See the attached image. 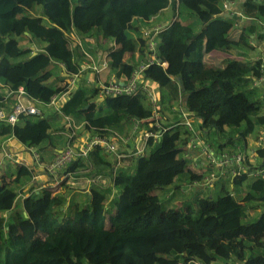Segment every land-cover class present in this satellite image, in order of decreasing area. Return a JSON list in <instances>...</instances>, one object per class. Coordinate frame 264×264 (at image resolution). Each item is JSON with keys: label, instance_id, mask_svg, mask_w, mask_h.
<instances>
[{"label": "trees", "instance_id": "trees-1", "mask_svg": "<svg viewBox=\"0 0 264 264\" xmlns=\"http://www.w3.org/2000/svg\"><path fill=\"white\" fill-rule=\"evenodd\" d=\"M227 1L252 20L242 28L237 40L229 37L233 21L214 31L203 28L195 32L177 18L159 33L160 63L150 64L143 72L159 84L168 108L183 99L194 123L196 119L201 121L197 130L203 142L223 152H236L249 147L246 136L264 124V101L238 85L243 80L250 82L249 75L261 76L263 63L261 59L250 63L229 58L224 66H218L206 62L205 55L232 47L253 49L252 36L264 38V29H259L264 0ZM169 6L174 10L188 8L204 24L225 8L224 0H0V108L14 110L17 96L12 89L23 87L25 95L38 98L42 102L39 106L45 109L53 95L68 87H54L51 81L54 75L61 81L66 79L62 72L65 67L70 77L82 74L83 78L61 110L85 118L93 134H103L97 127L122 130L132 117H150L151 108L143 94L97 101L99 88L83 85L91 70L83 69V60L93 65L83 52L92 54L95 46L90 39L94 31L101 32L119 46L109 53L108 68L118 78L130 77L139 63L125 61V55L138 52L140 58H145L151 38V34L136 38L131 31L139 32L140 21L151 19ZM26 33L45 43L34 55L20 43ZM72 35L81 45L73 47L69 39ZM13 59L20 60L12 62ZM162 62L168 65L164 67ZM26 117L15 125L0 119V151L10 137L36 146L51 138L49 118L23 119ZM227 127L239 129V134L224 141L230 150L222 143L214 145L207 140L211 133L220 140ZM191 137L192 131L177 125L162 135L148 155L119 167L115 176L108 156L98 150L91 152L94 165L109 166L110 173L104 174L109 183H92L86 198L75 197L74 203H70L69 195L53 194L48 189L34 191V181L28 186L31 193L22 200L23 185L31 179V173L16 165L11 181H0V232L5 233L0 241V264H216L218 259L224 264H236L235 255L239 264H264V210L255 219L246 220V199L244 203L236 199L224 183L216 197L207 193L197 198L196 192L193 201L170 205L173 195L168 197L172 194L169 190L179 177L188 175L189 189H193L205 176L188 167V156L194 151L185 148ZM263 156L259 150L257 166L264 165L260 161ZM79 167L86 170L88 164L80 160L66 169L74 177L99 174L94 168L75 174ZM247 179V175L238 176L230 178L229 183L235 186ZM63 186L68 193L76 192L65 183ZM250 190V194L264 193V177L254 179ZM258 201L264 206V196ZM65 204L69 206L68 216L57 219ZM44 219L52 230L41 238L38 232ZM238 248H249L251 255L245 257Z\"/></svg>", "mask_w": 264, "mask_h": 264}, {"label": "built area", "instance_id": "built-area-1", "mask_svg": "<svg viewBox=\"0 0 264 264\" xmlns=\"http://www.w3.org/2000/svg\"><path fill=\"white\" fill-rule=\"evenodd\" d=\"M73 47L81 42L75 35L70 38ZM149 50L155 51L156 42L153 38L148 41ZM88 57L91 56L89 53L83 52ZM92 60V59H91ZM93 63L95 61H92ZM152 63H160V60L151 53L148 59L141 65L135 68L134 72L130 77L124 78H113L98 84L99 88L98 97L105 98L109 96L117 97L120 95L136 96L143 94L146 96L148 105L151 108V116L146 118L132 117V122L129 123L127 132L126 129H108L103 127L99 128L103 134L96 132L92 133L87 127L90 124L87 121L77 123L71 115L64 114L61 109L64 103L68 100L70 92L79 86L82 82L80 80L83 75L73 74L71 79L64 85H68L65 91L59 94H55L50 99V104L47 107H51L56 112L60 113L66 120L64 132L67 140L63 150L56 156L55 160L49 164L43 166V171L47 177L51 180L62 175L58 182L67 184L70 187H77L78 180L81 179L86 187L90 188L92 183L107 185L109 182L107 176L104 174L97 175H80V177H74L66 167L71 166L75 161L79 159H86L89 157L92 151H101L108 156L110 163H112L113 174L116 175V171L119 167H124L131 163L137 157H144L149 154L152 147H155L160 141L162 135L177 125L185 126L192 131V137L189 141V150L194 151V155L188 156V152L185 156L191 158L189 169L191 168L194 173L205 175L207 183H214L217 180H223L225 178H235L238 176L247 175L254 179L264 177V165H258L255 163L257 160L258 151L264 152V128L258 134L254 144L249 147L239 148L236 152H223L217 151V149L209 143L203 142L201 139L200 132L194 126V117L186 109L183 99L170 106L172 110L178 111V122L174 121L165 122V118H160L166 109L167 102H164V97L161 92L160 86L154 80L146 78L144 76V69ZM166 65V63H162ZM106 66L107 63L103 62ZM95 70H100L96 65L91 66ZM264 82V63L262 64V74L259 77L254 76V86H259ZM17 96V105L14 110L0 108V119H4L11 125H15L19 122L23 116H43V108L39 106L42 102L36 98H30L25 95V90L20 87L18 90H13ZM7 99V97H5ZM264 101V93L259 97ZM168 108V109H170ZM264 115V106L263 111ZM104 131H106L104 133ZM107 134V132H109ZM151 141V142H150ZM25 149L31 154L33 163L40 160V155L33 150V147L26 146ZM1 152L3 157L13 160L14 162H25L27 161L21 156L19 151L14 152L13 145L6 142L2 145ZM264 163L263 159H260ZM198 165V166H197ZM201 165L202 167H199ZM204 166V168H203ZM93 167L92 163H88V168L79 167L75 169V174L78 172L87 173L91 171ZM207 171V173H206ZM62 184V185H63ZM44 188L45 184L38 183L36 188ZM35 188V189H36ZM52 187L48 189L52 190Z\"/></svg>", "mask_w": 264, "mask_h": 264}, {"label": "crops", "instance_id": "crops-1", "mask_svg": "<svg viewBox=\"0 0 264 264\" xmlns=\"http://www.w3.org/2000/svg\"><path fill=\"white\" fill-rule=\"evenodd\" d=\"M224 7H225L224 8V12L221 15H217V16H215L213 18V20L215 19L213 24L210 25L208 23H205V24L203 23L202 27L198 26L196 29L192 27L193 30L195 32H199L203 28H207V29H211V30L214 31L216 28H218V27H220L222 25L228 24L230 21L234 20L233 21L234 22V27H233L232 30L233 31H238L239 35H240L241 30L244 27V25L242 26V22H244V21H252V20H249V18L243 16L241 14L240 10H239V7L236 4H233L230 1L224 0ZM37 8L40 10L39 7H37ZM177 9H178V7L176 8V10ZM35 14L39 15L40 12L37 11ZM177 18H179L182 22H184L186 24L187 21H186V19H183V15L180 18V16H177L176 13L174 14V9L171 6H169V7L165 8L164 10H162L157 15L153 16L151 19L140 21V30H139V32L136 33L134 31H131V34L134 37H136V38H138V36L142 37V38H146L147 34H151L150 35L151 38H153V39L155 38L154 40H156V43H157V41L159 43V40H160L159 39V33H160V31L162 29H164L165 27H167L168 25H170ZM191 24H193V23H191ZM259 24H262V20L259 21ZM25 35L26 36L24 38L31 39V42L28 45H24V48L25 49L26 48H30L31 51H32L31 55H34V54L38 53L40 50H42V47L44 46L45 43L41 42L39 39L38 40L32 39L31 35L29 33H26ZM252 38H253V36H252ZM90 41L92 42V45L95 46L94 47V51H93L94 53L91 52L92 53L91 55L95 59L94 60L95 62L93 64L96 65L100 70L97 71V70L93 69L91 67L92 65L89 66V67L83 68L84 70L88 68V69H91L93 71L92 77L87 75L86 79H90L94 83L95 87H97L98 84L103 82L101 80V77H100V75H101V73L103 71L112 72L111 76L107 80H110V79H113V78L118 79V77L115 75V72L113 70H111L110 68H108V55H109V53L112 50H117L119 48V46L116 44L115 40L106 39V38L103 37L101 32L98 33L97 31H94V34H93L92 38L90 39ZM25 42L26 41L24 39L20 43L22 44V43H25ZM257 43H258V47L257 48H259V50L261 51V55H260V57H257L256 59H261L262 63H264V38L261 39V40L258 39ZM146 51H148V50L146 49ZM213 52H214L213 55H220V54H216L217 52L218 53H223L222 50H215ZM136 56L139 57V60H138V57H136ZM144 57H145V55H144ZM246 57H247V55H241L240 54L238 56H234V57H231V58H236V59H240V60H246ZM25 58H27V56ZM143 59H145V58H143ZM19 60L20 59H17V60L13 59V61L12 60L11 61L12 62H18ZM137 60L139 61V65H141L143 63V61H144V60L142 61V58H140V56H139V54L137 52L134 53V54L127 53L125 55V61H127V62H130V63L132 62V63L135 64ZM103 62H106L107 65L104 66ZM209 63H214V62H209ZM214 64L218 65V66H224L225 63L224 64H216V63H214ZM50 68H52L53 71H56V68L54 67V65H51ZM91 70H89V71H91ZM89 71H87V72H89ZM63 76H67L68 77L66 79L64 78V81H62V83L65 84L71 77L69 75L65 74L64 72H63ZM248 77L250 78V82H251L250 89L252 90V92L254 91L252 94H254L256 97H261L260 94L263 95V93H264V82L259 84V86H254V76L249 75ZM86 79L83 81L84 85H86L88 87H93V84H89L88 85V83H86ZM51 81L53 82V84L57 83V85H54V87L62 85V83H60L61 80H59L56 77V75H54L52 77ZM101 100L102 99H100L99 97L97 98V101H101ZM261 113H262V111H261ZM48 116L50 117V120H51V123H52V127H57L58 128V131H53V135L52 136L59 138L58 141L62 142V145H57L55 143V139H52V142L49 144L48 152L46 151V154L42 153V151L39 150L38 147H35V148L40 152V154L43 157V160H45V162L50 163V162H52V160L55 157L56 153H58V152H60L62 150V147L64 145L65 137L62 134V132L64 131L63 125H64L65 121H64V119L61 118V115L55 113L52 110H46L45 117L48 118ZM72 116H73V118L75 119V121L77 123H81L82 120L84 119V118H81V116L80 117H76L74 115H72ZM200 124H196V120H195L194 126H195L196 129H200ZM127 125H129V123H126L125 125L123 124V127H121V128L124 129ZM259 126H261V125L259 124ZM262 128H264V124H262ZM257 137H258V135L255 137V139ZM5 142H8L9 144L13 145L15 150L21 152V156L24 157V159L27 161V163H29V164L32 163L31 154L28 151H24L25 145L21 144L17 139H15L13 137H10ZM222 144L225 145V149L227 147H229V145H227L226 142L222 143ZM250 145L251 144H249V146ZM185 150H187V148H185ZM84 162L93 164L92 159L90 157L85 159ZM8 166H9V168H7ZM25 167L30 171V173H31V179L30 180L34 181L36 186L38 185V183L40 181H42L45 178V174L42 172L41 169L38 170L37 167L31 166V165L30 166H25ZM199 167H202V166L199 165ZM15 168H16V164L5 163L3 165V167L0 169V173L3 174V175H0V177L4 176V174L6 173L7 170L11 171V170H14ZM92 168H94V171L98 172L99 174L108 175L110 173V168H109V166L106 163H97L95 165L93 164ZM203 168H204V166H203ZM228 178H230V177H228ZM228 178L223 179L222 182L227 181ZM248 178L251 179L252 177H248ZM11 179H12V177H11ZM30 180L28 182H25V184L23 185V187L25 188V192L21 193V195H25V194L28 193V186H30V182H31ZM47 180L48 179H46V181L43 182V183H47ZM252 180H254V178H252ZM225 183H227V182H225ZM209 184L213 185V183H207L206 182V177H204L203 182L201 184H197V186H196V189L198 190V193L200 194V193H202V191H204L206 193L208 190L206 189L205 186H207ZM229 184H231L232 187H234L233 183H229ZM221 187H222V185H221ZM225 188H226V185H225ZM213 189H214V187L211 186V189L209 191L212 193ZM59 194L68 195V192H66V193L65 192H60ZM200 196H202V195H198L197 194V198H200ZM68 197H70V196H68ZM76 197H82V195L76 196ZM242 197L243 198H241L240 201L242 203H244L245 198H244V196H242ZM39 233L40 232H38V234ZM47 235H48L47 233L43 232L42 235H40V236H42V238H45ZM219 260H221V259H218L215 263H218Z\"/></svg>", "mask_w": 264, "mask_h": 264}, {"label": "rangeland", "instance_id": "rangeland-1", "mask_svg": "<svg viewBox=\"0 0 264 264\" xmlns=\"http://www.w3.org/2000/svg\"><path fill=\"white\" fill-rule=\"evenodd\" d=\"M175 13L177 16H180V18L183 15V19H186V21H187L186 24L195 28V29L198 26L202 27V25H203V23L194 14H192V12L188 8H186L184 6H181L177 10H174V14ZM214 20L212 19L208 24H210V25L213 24ZM261 20L264 22V17L261 18ZM191 23H193V24H191ZM243 25L248 26V21L242 22V26ZM259 29H264V25L259 24ZM239 36L240 35H239L238 31L231 30V32L229 34V37L232 40H237L239 38ZM24 39L26 42L22 43L23 46L28 45L31 42V39H29V38H21V41H23ZM258 39L259 38H257V36H256L250 40V44H252L254 46L253 49H246L245 47H232V48H229L228 50L223 51V53H218V52L216 53V54H220V55H213L214 52L212 51V52L208 53L209 55L207 54L205 56V60L207 62H214L216 64H224L229 58L234 57V56H238L241 54V55H247L246 60H244V61L253 63L254 60L257 57H260V55H261V51L259 50V48H257L258 47V43H257ZM89 55L91 56L92 61H94L95 60L94 57L91 54H89ZM149 56H150V52L146 51V49H145L146 60L148 59ZM136 57H138V56H136ZM138 60H139V57H138ZM138 60L136 61V63H139ZM145 61H143V62H145ZM91 65H92L91 62L87 61L86 59L83 60V66H82L83 68L89 67ZM57 72H60V69H57ZM92 73H93V71L91 70L87 73V75L92 77ZM111 74H112V72L103 71L100 75L101 80L103 82L106 81L111 76ZM65 77L67 78V76H65ZM86 78H87V76H86ZM62 81H64V80H62ZM62 81L60 83H62ZM86 81H87L88 85L93 84L92 88L95 87L94 83L90 79H86ZM55 85H57V83ZM62 85H63V83H62ZM238 85L240 87L244 88L245 91L252 93V90L250 89L251 82H249L248 80H243L240 83H238ZM260 96H261V94H260ZM100 99H102V98H100ZM166 109L167 110H164L163 114L160 115V118H165L166 119L165 122H169L170 120L174 121L176 119V116L179 115V112L172 110V108L168 109L167 106H166ZM262 111H263V107H262ZM48 118L50 119L49 116H48ZM129 123H133L132 118L129 119ZM200 123H201L200 119H196V124H200ZM243 126H245V125H243ZM127 127H128V125H127ZM127 127H125V129L128 132L129 129ZM262 129H263L262 125L261 126L257 125L255 130L247 135L248 144H254L255 137L260 133V131ZM52 131H58V128L52 127ZM238 131H239V129L236 127H227L225 129L224 133L221 134V136H223V137H221L220 140H218L217 136H215V134L213 135L212 133L209 136L207 135V140L210 143H213L214 145H218L219 143H224V141L226 139L227 140L231 139L233 136H236L237 134H239ZM52 139H55V143L57 145H62V142L58 141L59 138L51 136L50 139L44 140L39 145L38 148H39V150L42 151V153L46 154V151L48 152V147H49V144L52 142ZM219 141H221V142H219ZM64 144H65V142H64ZM240 144H242V142H240ZM230 148L231 147H227L226 149L230 150ZM0 159H1V161L4 160L3 153L1 151H0ZM258 162H259V160H258ZM7 168H9V166ZM190 170L193 171L191 168H190ZM13 173H14V170L12 172H10V170H7L6 173L4 174V176L0 177V181H2V179L4 178V180H6L7 182H10L11 177L13 176ZM0 175H3V174H0ZM61 176L62 175H58L57 179L54 178L52 180L50 178H48L47 183L45 184V187H52L53 186L52 190L49 189L53 194H59L60 192H65V193L68 192L67 187L63 186L62 182H58L59 181L58 179L62 178ZM177 180H179V182L174 183L171 186V190H169L172 192V194L169 195L168 197L173 195L172 200H170V205H173V206L185 205L187 203V201H191V200L193 201L195 199L193 195L196 192L198 195L203 196V195H206L207 193H210L213 197H216L220 192L221 185L224 183L226 185V189L228 191L234 192V196L236 199L239 200L242 198V196H244V198L246 199V203H247V207H248V211H247L248 215H247L246 220L255 219L258 216V214L260 213V211L264 210V206L262 205V202L259 203V201H258V197L264 196V193L259 194L260 196L256 195V194H250L251 193L250 184L253 181L252 178L247 179L243 184L235 185L234 188L232 187L231 184H229V179L227 181H225L227 183L218 181L212 186V187H214V189L212 190V193L209 191L211 189V186L207 185L205 187L208 191L206 193L204 191H202V193L204 192L203 194L202 193L199 194L198 190L196 189L195 186H193L194 190L189 189L190 183L188 181L189 180L188 175L184 174L183 176L179 177V179H177ZM70 188H73V187H70ZM36 189H39V187H37ZM74 190L76 191V192H73L74 194H72L70 192L68 193V195L70 196V203L71 202L74 203V199H75L76 195L81 194L83 197H79V198H86L85 195L87 193H90V188L86 187V184L81 179L78 180L77 187H75ZM30 193H31V191L28 189V193L22 196V200L24 198H26ZM253 206H255V207H253ZM68 211H69V206L67 207V204H65L63 213L61 215H58L57 219L67 217ZM196 215L197 214H195L194 217H196ZM51 230H52V228H51V225L48 223V220L44 219V222H42V225L40 227V231H39L40 233L39 234L42 235L43 232L48 234L51 232ZM4 235H5V233L3 231H1L0 232V241L3 240ZM37 237L38 236H36L35 240L37 239ZM40 237L42 238V236H40ZM237 251L241 252L245 257H249L251 255V250L249 248H245L243 250L238 248ZM236 258H237V256L235 255L234 256V260H235L234 262L236 264H239V262L237 263ZM220 263L224 264V262L222 260H219L218 263H216V264H220ZM85 264H88V263H85Z\"/></svg>", "mask_w": 264, "mask_h": 264}, {"label": "clouds", "instance_id": "clouds-1", "mask_svg": "<svg viewBox=\"0 0 264 264\" xmlns=\"http://www.w3.org/2000/svg\"><path fill=\"white\" fill-rule=\"evenodd\" d=\"M165 29V28H164ZM163 30V29H162ZM161 30V31H162ZM160 31V32H161ZM155 42H156V40H155ZM157 45H156V49H155V51L153 52V51H149L150 52V55H151V53H153L154 55H156V57H157V50H158V46H159V43H158V41H157V43H156ZM158 58V57H157ZM162 63H166V62H162ZM168 64L166 63V65H163L164 67H166ZM63 72L65 73V74H67V75H69V72H67L66 71V68L64 67L63 68ZM70 80V79H69ZM68 80V81H69ZM67 81V82H68ZM66 82V83H67ZM104 82H106V81H104ZM65 83V84H66ZM86 83H87V81H86ZM64 85V84H63ZM84 85V84H83ZM75 90V89H74ZM74 90H72V91H74ZM72 91L70 92V94L72 93ZM70 94H69V96H70ZM36 99H38V98H36ZM69 99V98H68ZM46 110H52V111H54L55 113H57V114H59V115H61L60 113H58V112H56L54 109H52V108H50V107H46L45 109H43V116H29V117H26V118H23V119H31V118H44L45 117V112H46ZM62 111V110H61ZM63 112V111H62ZM64 113V112H63ZM65 114V113H64ZM67 115V114H66ZM72 116V115H71ZM73 117V116H72ZM61 118L62 119H64L63 118V116L61 115ZM21 120H22V118H20V120H19V122L18 123H20L21 122ZM64 125H63V127H64V131L62 132V134L64 135V137H65V144H66V140H67V138H66V136H65V134H64V132L66 131V127H65V123H66V120L64 119ZM82 121H86L85 120V118L82 120ZM11 125V124H10ZM52 131V129L50 130V132ZM53 135V131L51 132V136ZM21 144H23V145H25V147L26 146H29V147H33V150L34 151H36L39 155H40V160L39 161H37L36 163H33V161H32V163L31 164H29V163H25V162H14L13 160H10V159H7V158H4V160L3 161H1V159H0V169L3 167V165L5 164V163H13V164H16V165H22V166H35V167H37L38 168V170H42V172L44 173V171H43V166L45 165V164H49L48 162H45V160H43V157H42V155L40 154V152L35 148V147H39V146H36V145H29V144H25V143H23V142H20ZM65 144L63 145V147H62V150H63V148H64V146H65ZM14 147V146H13ZM25 147H24V151H27V149H25ZM61 150V151H62ZM60 151V152H61ZM14 152H17V150H15L14 149ZM60 152H58V153H56V155H55V157L53 158V160L52 161H54L55 160V158H56V156L60 153ZM92 152H94V151H92ZM21 153V152H20ZM89 157H90V155H89ZM88 157V158H89ZM87 159V158H86ZM80 160H83V162H84V160L85 159H79L78 161H75L74 163H76V162H79ZM51 163V162H50ZM73 163V164H74ZM72 164V165H73ZM88 164V163H87ZM71 165V166H72ZM207 172V171H206ZM1 174V173H0ZM205 177V176H204ZM46 179H48L47 177H46V175H45V178L42 180V181H40L39 183H43V182H45L46 181ZM228 179H230V178H228ZM222 182V180H217L216 182ZM201 182H203V180L201 181ZM216 182H214L213 183V185L216 183ZM43 184H46V183H43ZM198 184V183H197ZM210 185V184H209ZM213 185H210V186H213ZM234 188V187H233ZM40 189H48V187H44V188H39V189H35L34 191H36V190H40ZM49 190V189H48ZM33 192V191H32ZM231 195H233L234 196V193L232 192L231 193ZM23 196V195H22Z\"/></svg>", "mask_w": 264, "mask_h": 264}]
</instances>
